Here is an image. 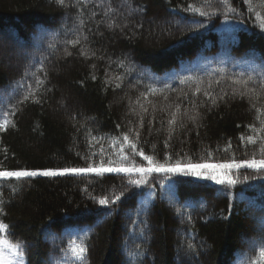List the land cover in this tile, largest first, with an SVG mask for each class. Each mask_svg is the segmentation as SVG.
Here are the masks:
<instances>
[{"label": "trees", "instance_id": "1", "mask_svg": "<svg viewBox=\"0 0 264 264\" xmlns=\"http://www.w3.org/2000/svg\"><path fill=\"white\" fill-rule=\"evenodd\" d=\"M84 2L0 0V122L10 121L0 130V170L107 167L109 159L147 167L139 151L180 167L264 158L258 114L232 94L230 79L252 72L259 85L264 0H229L227 13L217 0ZM30 87L40 102L19 103ZM204 89L224 98L213 106ZM177 105L182 120L169 136ZM262 105L264 95V117ZM193 112L196 123L183 115ZM247 136L259 138L242 142ZM230 175L231 187L155 172L139 186L129 183L139 173L123 172L0 179V221L23 245V264H79L66 249L81 239L84 264H250L264 246V170Z\"/></svg>", "mask_w": 264, "mask_h": 264}, {"label": "snow or ice", "instance_id": "2", "mask_svg": "<svg viewBox=\"0 0 264 264\" xmlns=\"http://www.w3.org/2000/svg\"><path fill=\"white\" fill-rule=\"evenodd\" d=\"M57 3L60 6H66L65 0H57ZM204 3L206 7H212V0H204ZM217 3L226 13L234 11V9L231 7L229 3V0H217ZM77 4L86 7L84 0H77ZM189 7L192 6L189 5ZM196 10L201 11L200 9H196ZM209 14H215V13L214 12L208 13L205 11H201V15H209ZM257 19L260 20V27L262 30H264V18H261L259 13H257ZM109 27H112V25H109ZM84 39H87V37H84ZM68 43L72 44L73 46H76L77 44H80V37H77L75 40L68 41ZM66 54L70 55L71 53H68L66 51ZM81 54L87 56L88 52L85 49L82 50ZM39 70L43 71L42 68ZM220 71L223 72L222 69ZM252 71L256 72L257 70L253 69ZM258 74H259L258 87L256 86V83L254 81V76L252 72H249L246 78H244V74H240V76L230 77V79L232 80V83L234 85H237V87L233 88L232 94L234 96L236 95L240 97L247 96L249 98L252 108H254L258 114L257 119L260 120L261 128L262 130H264V117L260 115L261 107H257V103L260 102L262 95H264V69H261ZM33 75L35 76V73H33ZM217 83H219V81H217ZM35 84L37 88L42 87L43 81L39 77H36ZM118 86L119 85H117V87ZM210 87L211 85H209V88ZM154 91L155 90H153V93ZM195 91L200 92L201 89L197 87ZM203 94L211 100L213 106L216 104L218 99L222 100L224 98L223 96H213L208 89H204ZM29 100H31L34 103L40 102L37 99L36 89L32 87H30L27 90V94L23 96L22 100H20L19 103L23 104L24 102ZM196 106H197L196 102L193 101V107ZM140 107L143 112L147 111V109L143 106V104H141ZM10 114L15 115V112L13 111ZM183 115L187 116V119L193 123H196V121L199 119L198 112H193L192 114L185 113ZM142 119L143 118L141 117V123H142ZM181 120H182V116L180 115L179 105H177L176 110L170 113L169 119L167 120V124L169 126L168 127L169 136H171L172 132L175 130L178 121ZM9 123L10 121L7 118H5L2 122H0V130H4L9 125ZM181 126L183 125L181 124ZM251 130L253 132L257 131V129L255 128H252ZM129 131L131 132L132 129H129ZM135 134L136 137L138 138L139 132L136 131ZM258 138H259L258 136L256 138H254L253 136H247L246 138L241 137V140L242 142H244L246 139V142L248 144H256ZM93 139L95 138L93 137ZM123 144L127 145L134 154L138 152L136 142L131 140L128 134L123 135ZM260 151H261V155L264 156V142H262L261 144ZM138 154L141 155L143 159L148 162L147 167H135V166L124 167L120 165L113 167L112 165L115 162L109 159L108 160L109 166L107 167H105L103 164L101 165L89 164L85 168H64L60 170H44V171L0 170V179L15 178L17 180H20L22 178L35 177V176L55 177V176H64L66 174L79 176L81 174H87V173H95L97 175H102L105 172H118V173L123 172V173H139L140 179L129 180V183L139 186L142 183H145L144 177L146 175L155 172V173L180 174L185 176L190 175L200 179L213 180L217 184H224L231 187L237 183V181L233 179L232 176L230 175L232 169H240L242 167H247L249 169H254L256 171L264 170V158L262 159L252 158L242 163H226V164H217V165L190 164L186 167H180L179 165L168 166L166 163L164 164L159 163L155 161L152 156L145 155L143 151H139ZM120 160L121 161L128 160V157L124 155L123 145L120 148ZM117 199H119V197H117ZM99 203L101 205H106L108 203V200L100 199ZM0 212H2V209H0ZM10 235L11 234L9 232V226L3 221H0V264H23V258L25 255L23 245L19 242H14L11 239H9ZM191 247L192 245H189V248ZM87 251L88 249L84 244L83 239H81L79 242H77L76 240H71L69 242L68 248L66 249V255L70 254L72 260L79 262V264H84ZM250 264H264V246L259 248L258 260L250 261Z\"/></svg>", "mask_w": 264, "mask_h": 264}]
</instances>
